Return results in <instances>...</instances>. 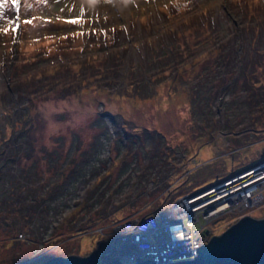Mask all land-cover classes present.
Instances as JSON below:
<instances>
[{
    "label": "rangeland",
    "instance_id": "374dc122",
    "mask_svg": "<svg viewBox=\"0 0 264 264\" xmlns=\"http://www.w3.org/2000/svg\"><path fill=\"white\" fill-rule=\"evenodd\" d=\"M245 4L255 36L240 27ZM263 22L264 0L5 3L0 8V264L88 254L99 246L93 223L104 215H128L125 209L147 197H139L143 189L164 187L162 202L171 193L191 194L264 162V123L251 117L225 79H215L223 66L205 72L207 64L219 63L222 48L243 52L263 41ZM168 28L175 30L177 43L167 46L169 66L154 76L150 94L126 87L129 79H115L109 69L106 76L85 77L88 65L102 71L97 68L106 67L112 52L119 62L139 64L146 36L153 42L170 39ZM13 55L20 76L55 65L48 69L52 74L65 61L75 72L88 69L72 94L49 86L12 87L7 65ZM245 213L263 217L264 203ZM238 215L220 216L212 235Z\"/></svg>",
    "mask_w": 264,
    "mask_h": 264
},
{
    "label": "built area",
    "instance_id": "2783aa9c",
    "mask_svg": "<svg viewBox=\"0 0 264 264\" xmlns=\"http://www.w3.org/2000/svg\"><path fill=\"white\" fill-rule=\"evenodd\" d=\"M263 167L264 162H260L243 172L233 171L191 194L171 193L157 210L115 219L109 230L98 227L101 256L152 258L157 263L194 257L197 247L214 235L211 231L220 216L235 211L239 219L264 203V181L250 184L251 178L261 175ZM247 177L249 181L245 182ZM114 247L120 248V253L114 254Z\"/></svg>",
    "mask_w": 264,
    "mask_h": 264
},
{
    "label": "trees",
    "instance_id": "16d2710c",
    "mask_svg": "<svg viewBox=\"0 0 264 264\" xmlns=\"http://www.w3.org/2000/svg\"><path fill=\"white\" fill-rule=\"evenodd\" d=\"M249 5V4H248ZM248 5L245 4L242 8V17H244L245 22L243 23L241 28L245 29L249 27V31H246L248 34H251L255 36V33L252 30H255L257 28L254 22L251 20H247L248 18ZM256 23H261V21H257ZM264 23V22H263ZM264 24H260L261 29H263ZM172 28V27H170ZM168 28L166 33L170 39H164V37H160L156 42H153L150 35L146 36V39L143 41V53H140V63L137 65H132L133 61L131 60H122L120 59V62H124L123 64H120L119 59L115 56V53L107 54L106 59L104 60V63L107 62L106 67L102 66V70L100 72H94L93 69H91L92 65H88L90 70L86 71V74L84 73L83 69H88L86 67H82L81 72H75L73 71V66H69L70 61H65L63 64L57 63L54 73L47 74L48 69L53 68L52 65L50 66H43L42 68H35V70L30 71L29 74L19 75L23 70L18 69L17 65L19 64V59L16 55H18L17 49L16 55L10 57L11 60L9 61L7 65L8 72H11L12 79L10 80L12 82V87L20 86L22 84H27V88L30 89L36 86L45 88L46 86L52 87V90L56 91V89L63 90L61 94H72L73 92L78 91V89L82 86V81L85 77L91 76L92 74H100L101 76H106L108 70H110L111 75L117 79H120L122 82L126 79H129L126 82V87H129L130 85L134 86L136 90L139 88V92H149L151 93L152 86L155 84L154 82V76L156 74L161 73L164 70H167L169 64L166 62L168 57L170 56V53H172V49L170 48L167 50V46L171 47L170 41H172L173 46L176 45L177 39H173L175 36L172 35L175 30ZM239 27H235V30L237 31ZM170 29V30H169ZM173 30V31H172ZM259 35L257 36L258 39ZM253 37L251 36L249 41L252 40ZM256 39V40H257ZM255 40V39H254ZM17 43V42H16ZM158 47L160 48L158 50ZM220 44L216 46V48L219 49ZM221 48V47H220ZM161 50V51H160ZM159 51V52H158ZM195 51V49H194ZM223 51V52H222ZM180 54L184 53V48H182L179 51ZM126 55V53H123V56ZM141 55L142 58H141ZM199 55V54H196ZM130 58V57H129ZM219 63H216L214 67H210L209 64L205 66V72L211 70V69H217V66H223L224 72L219 77H216L215 79L221 78L225 79L224 82H227L228 90H231L232 95L241 96L242 102L246 103L247 109L249 110V114L251 117L256 116L259 120H257V123H264V40H258L257 42L254 41V44H252L250 47H245L243 52L235 47H229L226 49H221L218 57ZM178 60V59H177ZM25 62V61H24ZM52 64V63H51ZM72 64V62H71ZM168 64V65H167ZM67 65V67H66ZM121 65V66H119ZM138 66V67H137ZM69 67V68H68ZM156 67V70L154 68ZM149 68L150 70H146ZM121 69L123 70L122 73ZM118 70L120 71L118 74ZM139 70H143V74L138 73ZM152 70V71H151ZM89 71V72H88ZM150 74H148V72ZM93 72V73H92ZM84 73V74H83ZM90 73V74H89ZM38 74H43L45 76L44 79L41 78V76H37ZM82 75V76H81ZM98 75V76H100ZM116 75V76H115ZM218 76V74L216 75ZM258 78V79H257ZM262 80H261V79ZM152 83V84H151ZM46 84V85H45ZM152 85V86H151ZM21 88H18V92ZM43 90V89H42ZM41 89L38 90V94L43 92ZM209 100L207 97L205 98ZM202 106H208V102H204L202 100ZM173 175V173H172ZM55 183V182H54ZM164 187H156L155 190L150 189H143L141 195L139 197L144 198L146 194L148 196H151L153 199H157L160 195L164 192ZM44 196V195H43ZM141 198V199H142ZM134 214V213H133ZM94 215V214H93ZM131 215V214H129ZM128 216V215H126ZM119 219L116 217H109L104 215L101 219H98L96 222L93 223V226L96 228L98 227H104L106 230L110 229L111 223L115 220ZM61 225V223L59 224ZM57 225V226H59Z\"/></svg>",
    "mask_w": 264,
    "mask_h": 264
},
{
    "label": "water",
    "instance_id": "95a60500",
    "mask_svg": "<svg viewBox=\"0 0 264 264\" xmlns=\"http://www.w3.org/2000/svg\"><path fill=\"white\" fill-rule=\"evenodd\" d=\"M99 246L102 244L98 241ZM99 246L88 254L55 255L39 264H264V216L245 214L197 247L194 257L157 263L152 258L101 256Z\"/></svg>",
    "mask_w": 264,
    "mask_h": 264
},
{
    "label": "crops",
    "instance_id": "0c3cea01",
    "mask_svg": "<svg viewBox=\"0 0 264 264\" xmlns=\"http://www.w3.org/2000/svg\"><path fill=\"white\" fill-rule=\"evenodd\" d=\"M119 157V156H118ZM121 157V156H120ZM119 157V158H120ZM151 196H148L145 198V200H143V203L140 204V202H138L139 205L136 206L135 209H132L131 207H128L127 209H125V213L126 214H133V213H137V212H144V211H150V210H157L160 206H161V196H159L157 199H156V202L155 203H150V201L153 199V198H150ZM137 199V198H136ZM148 199H150V201H148ZM160 201H159V200ZM140 201H142V199H138ZM146 201V202H145ZM148 201V202H147ZM124 217V216H123ZM122 218V217H119V219Z\"/></svg>",
    "mask_w": 264,
    "mask_h": 264
},
{
    "label": "bare ground",
    "instance_id": "6f19581e",
    "mask_svg": "<svg viewBox=\"0 0 264 264\" xmlns=\"http://www.w3.org/2000/svg\"><path fill=\"white\" fill-rule=\"evenodd\" d=\"M260 174H261L260 176H258V177H256V178L254 177V178H251V179H250V181H251L250 184H251V185H254V183L257 184L258 182L262 183V182L264 181V167H263L262 171L260 172ZM244 177H246V176H244ZM238 179H241V178L239 177ZM244 181H245V182L249 181V178L247 177L246 179H244ZM246 184H247V183H246ZM258 184H259V183H258ZM209 196H210V195H208L205 199L209 198ZM217 197H222V195H219V196H217ZM202 205H203V204H202ZM109 246H112V244H109ZM120 250H121L120 248H117V252H118V253H120ZM121 257H122V256H121ZM122 258H123V259H127L126 257H122Z\"/></svg>",
    "mask_w": 264,
    "mask_h": 264
},
{
    "label": "snow or ice",
    "instance_id": "6c2138e0",
    "mask_svg": "<svg viewBox=\"0 0 264 264\" xmlns=\"http://www.w3.org/2000/svg\"><path fill=\"white\" fill-rule=\"evenodd\" d=\"M18 2V0H0V8H2L4 6L5 3H12L13 5H15ZM105 2H108V0H105ZM26 23H31V21H25ZM68 23H78L77 20H71V21H67ZM5 31H7V29H5Z\"/></svg>",
    "mask_w": 264,
    "mask_h": 264
},
{
    "label": "flooded vegetation",
    "instance_id": "af4514ba",
    "mask_svg": "<svg viewBox=\"0 0 264 264\" xmlns=\"http://www.w3.org/2000/svg\"><path fill=\"white\" fill-rule=\"evenodd\" d=\"M41 248H43L42 246H41ZM28 259H26L25 261H27ZM45 261V260H44Z\"/></svg>",
    "mask_w": 264,
    "mask_h": 264
}]
</instances>
